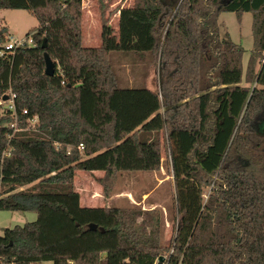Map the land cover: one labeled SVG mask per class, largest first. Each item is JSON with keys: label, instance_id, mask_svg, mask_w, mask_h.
<instances>
[{"label": "trees", "instance_id": "trees-1", "mask_svg": "<svg viewBox=\"0 0 264 264\" xmlns=\"http://www.w3.org/2000/svg\"><path fill=\"white\" fill-rule=\"evenodd\" d=\"M107 7L101 45L84 47L82 0H0L38 22L30 45L0 49V211L36 213L2 230L0 264H264V0ZM222 12L252 14L243 77ZM164 147L168 246L156 209L80 206L76 171L155 173Z\"/></svg>", "mask_w": 264, "mask_h": 264}, {"label": "rangeland", "instance_id": "rangeland-1", "mask_svg": "<svg viewBox=\"0 0 264 264\" xmlns=\"http://www.w3.org/2000/svg\"><path fill=\"white\" fill-rule=\"evenodd\" d=\"M103 1L108 6L106 16L115 8L127 7L132 4V0ZM82 7V44L84 47H98L101 45L98 0H82ZM118 16V13H116L112 14L109 18V25L114 33L117 32ZM37 25L36 18L27 11L0 10V29L6 28L8 35L12 36L15 40L24 41L26 34L36 28ZM218 25L221 31L226 32L234 43L240 44L244 49L241 60L243 77L253 49V36L251 32L252 14L242 13L238 15L233 12H222L218 15ZM5 43L6 41L0 42V49ZM151 85L154 87L153 82ZM263 125L262 127L264 128ZM104 176V173L101 172H75L73 186L75 191L80 194V206L130 207L139 205L143 210L156 209L162 217L160 241L162 245L168 246L173 233L174 191L169 154L166 147H164L162 152L161 168L155 173L122 172L117 175V179L112 184L108 181L106 182ZM143 194L146 195L144 196ZM35 219V212L0 211V234L3 229L22 226L35 221ZM40 264H52V262L44 261Z\"/></svg>", "mask_w": 264, "mask_h": 264}, {"label": "built area", "instance_id": "built-area-1", "mask_svg": "<svg viewBox=\"0 0 264 264\" xmlns=\"http://www.w3.org/2000/svg\"><path fill=\"white\" fill-rule=\"evenodd\" d=\"M31 44V39H25L24 41L23 40H15L12 36L8 35L7 38H6V43H5V49L6 50H13V49H16L18 47H23L24 45H30ZM13 98H14V95H12L11 99H10V109H13L12 107V102H13ZM25 114V112H23ZM36 121V117H34L30 123H35ZM157 264V262L155 263ZM162 264H166V262H162Z\"/></svg>", "mask_w": 264, "mask_h": 264}, {"label": "water", "instance_id": "water-1", "mask_svg": "<svg viewBox=\"0 0 264 264\" xmlns=\"http://www.w3.org/2000/svg\"><path fill=\"white\" fill-rule=\"evenodd\" d=\"M41 47H42V49H44L46 47L45 40H43ZM43 58H44V65H45L44 73L46 76L50 77L54 74L55 65L46 53L43 54ZM162 262H163V258H159L157 261V264H162Z\"/></svg>", "mask_w": 264, "mask_h": 264}, {"label": "crops", "instance_id": "crops-1", "mask_svg": "<svg viewBox=\"0 0 264 264\" xmlns=\"http://www.w3.org/2000/svg\"><path fill=\"white\" fill-rule=\"evenodd\" d=\"M82 33H83V31H82ZM152 83H149L148 84V87L150 88V89H154V87H152V85H151ZM102 173V172H101ZM80 195V194H79ZM113 196H116V195H113ZM112 196V197H113ZM145 196V195H144ZM118 197H120V195H118ZM91 199V198H90ZM79 200H80V196H79ZM84 207H90V206H87V205H84Z\"/></svg>", "mask_w": 264, "mask_h": 264}]
</instances>
